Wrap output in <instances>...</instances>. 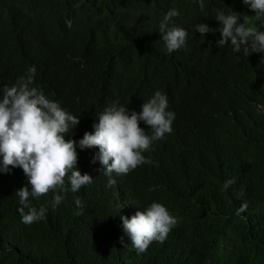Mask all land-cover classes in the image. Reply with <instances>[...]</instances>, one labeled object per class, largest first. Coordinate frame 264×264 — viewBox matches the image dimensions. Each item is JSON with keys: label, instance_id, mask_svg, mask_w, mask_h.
<instances>
[{"label": "trees", "instance_id": "16d2710c", "mask_svg": "<svg viewBox=\"0 0 264 264\" xmlns=\"http://www.w3.org/2000/svg\"><path fill=\"white\" fill-rule=\"evenodd\" d=\"M171 9L179 16L169 26L189 35L168 53L159 25ZM221 11L264 31L243 0H204L203 9L197 0H0V89L34 66L33 86L83 121L114 104L140 112L156 91L178 112L176 134L119 194L98 183L82 214L70 196L32 225L0 212V264H264V53L244 56L219 47V31L197 32L219 29ZM156 199L182 217L171 242L143 257L112 249L102 234L113 216Z\"/></svg>", "mask_w": 264, "mask_h": 264}, {"label": "clouds", "instance_id": "9594fccd", "mask_svg": "<svg viewBox=\"0 0 264 264\" xmlns=\"http://www.w3.org/2000/svg\"><path fill=\"white\" fill-rule=\"evenodd\" d=\"M197 2L203 9L204 0ZM243 2L257 16H264V0ZM177 16L179 11L171 9L159 25L168 53L186 46L189 35L182 27L169 26ZM215 18L221 24L219 29L201 23L197 32L219 31L222 38L217 45L230 42L233 51L244 56L264 53V31L249 26L246 16L243 23L233 11L218 12ZM35 74L33 66L14 85L0 89V212L18 215L25 225L44 220L47 211L70 196L81 209L77 215L82 214L83 194L98 183L119 194L121 182L152 164L160 142L166 143L176 134L172 126L178 112L168 110V97L162 91L146 100L140 112L115 104L107 107L97 114L96 123L81 120L70 108L49 99L33 86ZM234 183L228 179L224 190ZM247 207L242 204L235 214L240 216ZM113 217L116 225L102 234L104 240H114L112 249L126 247L138 257L169 244L182 224L181 215L157 199L142 206L128 205Z\"/></svg>", "mask_w": 264, "mask_h": 264}, {"label": "bare ground", "instance_id": "6f19581e", "mask_svg": "<svg viewBox=\"0 0 264 264\" xmlns=\"http://www.w3.org/2000/svg\"><path fill=\"white\" fill-rule=\"evenodd\" d=\"M195 164V163H194ZM258 208H260V207H258ZM263 208V207H262ZM253 210V209H252ZM259 210V209H258ZM263 210V209H262ZM259 211H261V209L259 210ZM252 213V212H251ZM256 213V212H255ZM259 213V212H258ZM199 248V247H198ZM194 250V249H193ZM196 251V250H195ZM194 251V252H195ZM201 251V250H200ZM193 252V251H192ZM196 253V252H195ZM194 255V254H193ZM202 257H203V255H202Z\"/></svg>", "mask_w": 264, "mask_h": 264}, {"label": "rangeland", "instance_id": "374dc122", "mask_svg": "<svg viewBox=\"0 0 264 264\" xmlns=\"http://www.w3.org/2000/svg\"><path fill=\"white\" fill-rule=\"evenodd\" d=\"M260 18V16H258Z\"/></svg>", "mask_w": 264, "mask_h": 264}]
</instances>
